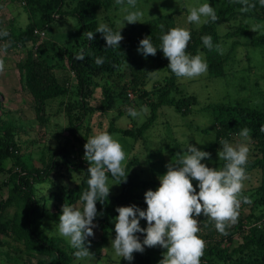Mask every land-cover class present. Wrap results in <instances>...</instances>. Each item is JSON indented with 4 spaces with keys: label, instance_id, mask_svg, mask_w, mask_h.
Here are the masks:
<instances>
[{
    "label": "trees",
    "instance_id": "obj_1",
    "mask_svg": "<svg viewBox=\"0 0 264 264\" xmlns=\"http://www.w3.org/2000/svg\"><path fill=\"white\" fill-rule=\"evenodd\" d=\"M12 1L20 3L28 12L29 22L17 32L7 29L9 35L0 38V41L9 40L12 46L22 48H26L29 41L33 43L34 47L26 51L17 62V67L23 89H27L33 98L36 122L43 127L41 136L52 132L57 144L52 147L37 137L28 142L20 140L14 120L0 114V258L5 256L4 259L12 264H29L32 258H36V264H73L75 250L66 245L62 236L48 230L47 218L56 225L63 205L79 202L88 188L90 163L84 158V145L87 137L94 134V113L117 112L111 117L108 128L100 131L119 132L136 140H145L146 131L158 118L163 105H171L177 111L189 114L198 98L195 94L182 93L178 78L167 68L169 60L162 49H158L156 55L147 57L137 51L139 41L146 36L151 37L155 46L161 44V35L177 26L173 13L133 24L121 32L120 48L113 49L107 48L102 33H94L95 38L91 41L87 40L86 34L95 31L99 23L98 12H107L115 0ZM120 4L116 0L114 7ZM241 9V4L235 0H222L216 10L217 21L191 30L192 38L186 51L191 54L205 52L210 76L227 74L225 65L228 56L222 54L221 43L233 32L220 36L217 23L239 21L234 32L241 33L248 30L250 21L264 20V7L258 2L247 11ZM68 16H77L82 34L63 42L47 38V28ZM205 34L212 37L211 49L201 41ZM250 44L264 51V32L254 36ZM80 49H84L85 58L76 60L74 56ZM231 51L229 49L228 52ZM97 56L103 57V64H95ZM159 69H167L168 76L160 84L147 88L152 73ZM261 76L264 78V72ZM99 88L102 98L98 105H94L92 102ZM137 102L150 106L147 119L140 125L117 126L118 116L128 112L129 107L135 108ZM1 103L0 94V106ZM205 107L211 109L214 115L219 149V140L239 143V131L243 127L249 128L247 176L260 171L261 178H258V186L243 187L241 196L248 197L251 202L241 203L237 221L227 227V235L218 232L215 222L203 213L197 217L198 235L205 242L201 264H264V131H261L264 108L231 102H218ZM181 145L178 140L166 145L171 162L182 155ZM136 163L134 158L127 164L126 180L119 183L117 193H109L104 203L97 201V211L102 215H97L94 222L101 231L103 243H107L115 233L116 207L135 204L146 209L145 192L155 190L160 184L157 180H146L129 173ZM220 164L222 167L224 162L220 161ZM42 183L49 184L47 193L42 191ZM5 188L6 195L3 196ZM43 197L47 199L46 204L54 203L57 210L46 211ZM140 224L146 227V219H141ZM137 235L142 241L145 234ZM154 253L151 247H147L143 252H134L132 261L122 259L126 264H158ZM79 261L77 264L83 263V260Z\"/></svg>",
    "mask_w": 264,
    "mask_h": 264
},
{
    "label": "clouds",
    "instance_id": "obj_2",
    "mask_svg": "<svg viewBox=\"0 0 264 264\" xmlns=\"http://www.w3.org/2000/svg\"><path fill=\"white\" fill-rule=\"evenodd\" d=\"M123 2L124 0H117V3ZM235 2L241 4L242 11L254 8L257 2L264 7V0ZM127 5L122 9V20L117 21L120 25L118 28L113 29L107 23L99 22L95 31L87 32V40H93L94 33L99 32L103 34L107 48H120L124 22L142 21L143 16V10L137 7V0H127ZM217 19L210 0H198L195 6L189 8L186 22L199 27ZM8 35L7 29L0 27V38ZM191 38L192 33L188 27L176 26L161 35L158 47L150 36L142 38L137 51L147 57L150 54L156 55L157 50L162 49L163 55L169 60L167 68L171 73L177 78H195L206 73L208 64L201 53L191 54L186 51ZM201 41L205 47H213L210 35H203ZM74 58L83 60L84 49H80ZM94 62L97 65L103 64V57H95ZM3 69V61H0V71ZM127 111L133 118L140 115L133 107H129ZM261 131H264V125L261 126ZM238 135L242 139L236 144L227 139L219 140L221 147L218 156L224 162L222 167L202 162L205 158L211 160V153L188 142L182 155L166 165V173L159 176V186L145 192L146 209L135 204L117 206L118 215L114 217L116 235L111 240L115 256L132 261L134 252H143L146 246L159 245L166 251L158 264H201L205 242L198 235L200 228L197 217L203 213L215 222L218 232L227 235V227L237 221L241 203L251 202L248 197L241 196L244 182L248 178L246 165L250 153V144L247 142L250 139L249 128L243 127ZM84 148V158L90 163L88 188L80 196L79 202L63 205L59 222L55 225L57 233L65 238L78 257L89 254L85 241L94 235L93 230L97 227L94 218L102 215L97 211V201L104 203V198L109 197L110 186L119 184L127 177L122 163L125 152L111 133L105 130L94 132L87 137ZM109 174L118 183L109 184ZM121 177L124 179H119ZM193 180L197 181L195 187ZM141 219H146V227L141 226ZM137 233L145 234L142 241Z\"/></svg>",
    "mask_w": 264,
    "mask_h": 264
},
{
    "label": "rangeland",
    "instance_id": "obj_3",
    "mask_svg": "<svg viewBox=\"0 0 264 264\" xmlns=\"http://www.w3.org/2000/svg\"><path fill=\"white\" fill-rule=\"evenodd\" d=\"M115 3L116 0L114 5ZM197 3L198 0H137V7L143 10L142 21L155 18L161 14L173 13L177 26H186L192 30L198 27L195 24H188L186 17L189 8ZM210 3L217 10L222 0H210ZM114 5L107 12L100 10L98 13L99 22L111 24L116 29L120 26L117 21L122 20L123 17L122 9L128 7V5L127 0L121 3L119 7H114ZM28 22V12L20 3L12 0H0V27L17 32L24 28ZM135 23L125 21L121 32ZM239 23V21H228L219 22L216 25L220 36L233 31L229 37H224V41L221 43L222 54L228 56L225 65L227 69L226 75L210 76L207 69L206 73L195 78H178L182 93L195 94L198 98V102L193 106L191 113L183 114L173 106L166 104L159 109L158 118L146 131L145 140H136L132 136L123 135L119 132L112 134L121 143L125 152V160L122 162L125 168L130 160L134 158L137 160V163L132 166L129 173L136 174L142 179L160 182L159 176L166 173V165L171 162L166 145L173 140L181 142L182 152L186 150L184 146L188 142L210 152L211 160L205 158L202 162H207L209 166L219 167L221 164L218 156L219 148L216 142L214 115L212 110L205 106L218 102H231L236 105L264 108V78L261 76L264 72V51L259 46L250 44V40L254 36L264 32V20H252L247 31L235 33L234 30H236ZM46 33L47 38L63 42L71 37H77L78 34L81 35L82 29L77 16H68L63 21L50 25ZM33 47L31 41L27 43L26 48L12 46L9 40L0 41V61H3L4 64L3 71H0L2 101L0 114L5 118L14 120L20 140L22 138L25 142H28L33 137H37L39 140L46 141L45 144L55 147L57 140L52 136V132H48L44 137L41 136L43 127L36 122L33 98L27 89H23L21 73L17 67V62L26 54L28 49ZM229 49L232 51L228 52ZM199 53L206 59L205 52L200 51ZM168 74L169 71L167 69L154 71L148 80L147 88H153L155 85L160 84ZM261 77V81L258 82ZM95 95L96 99L92 103L98 105L99 100L102 98L100 88L97 89ZM174 95L178 96L175 92ZM135 109L140 112L138 117L133 118L128 115V112H124L118 116L117 126L129 127L132 124H142L150 113V106L137 102ZM116 113L114 110L106 114L95 112L93 115L94 132L108 128L111 117ZM62 122H64L63 119ZM196 139L204 141V143L201 144ZM237 139L241 140L242 138ZM38 144L43 143L38 142ZM247 177L244 188L248 189L258 186V178H261V172L254 171ZM112 183H118V181L109 177V184ZM196 184L197 181L193 180L194 187ZM41 185L42 191L45 190L43 192L47 193L46 190L49 184L42 183ZM118 188H120L119 184H113L110 186V193H117L119 191ZM5 192L6 188L2 192L3 196L6 195ZM46 200L45 197L42 198L43 204L45 203L46 205V207L43 205L46 211H56L57 207H55L54 203L50 204V202H47L46 204ZM52 222L50 218H47L48 230L59 235L56 231L55 223ZM93 231L94 235L88 237L85 241L89 254L86 257L75 255L73 264H77L80 262L79 260H83L81 264H126L122 258L115 256L114 250L111 248V240L115 238L116 234H112L109 241L103 243L100 239L101 231L98 227H95ZM88 241L91 243L89 244ZM65 243L70 247L67 241ZM151 249L155 252L157 261L163 258V254L166 251L165 248L159 245L152 246ZM4 258L5 256L0 258V264H12ZM29 264H36V258L29 259Z\"/></svg>",
    "mask_w": 264,
    "mask_h": 264
},
{
    "label": "built area",
    "instance_id": "obj_4",
    "mask_svg": "<svg viewBox=\"0 0 264 264\" xmlns=\"http://www.w3.org/2000/svg\"><path fill=\"white\" fill-rule=\"evenodd\" d=\"M131 96H132V94H131Z\"/></svg>",
    "mask_w": 264,
    "mask_h": 264
}]
</instances>
